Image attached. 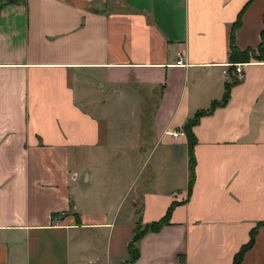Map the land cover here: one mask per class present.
I'll use <instances>...</instances> for the list:
<instances>
[{
    "label": "crops",
    "instance_id": "1",
    "mask_svg": "<svg viewBox=\"0 0 264 264\" xmlns=\"http://www.w3.org/2000/svg\"><path fill=\"white\" fill-rule=\"evenodd\" d=\"M263 33L264 0H0V264H124L174 204L133 264H234L254 230L264 264V61L230 62Z\"/></svg>",
    "mask_w": 264,
    "mask_h": 264
},
{
    "label": "trees",
    "instance_id": "2",
    "mask_svg": "<svg viewBox=\"0 0 264 264\" xmlns=\"http://www.w3.org/2000/svg\"><path fill=\"white\" fill-rule=\"evenodd\" d=\"M239 25L238 23L235 24V28ZM259 56H257L256 52L250 50L247 52H240L235 45H232V53L230 56V62L233 65L238 64L239 62L242 63H249L251 62V58H255L254 60L256 61H264V33L262 34V43L259 47ZM238 83L236 78H234V83ZM230 90H231V85H228L226 87V93L224 96V99L221 103L214 104L212 106V109L209 112H201L197 114L192 120L188 121V123L184 126V133L187 136L188 143H189V148H190V183H189V191H191L194 180H195V157H194V147L196 145V138L193 134V127L197 125L200 121V118L203 117L205 114L210 113L211 111L215 110L216 107L225 105L230 97ZM175 207V204L169 209L167 215L159 222L153 223L151 225H148L146 227H143L140 219L136 222L135 229L133 231V239L130 242L128 246V253H129V260L127 261L126 264H133L134 262L137 261L139 257V251L137 248V244L141 241V239L149 232H159L164 226H166L169 222V218L171 215V211ZM255 235H256V230L252 231L251 234V241L248 245L244 246L241 251L236 255L234 259V264H242L243 258L245 253L253 246L254 240H255Z\"/></svg>",
    "mask_w": 264,
    "mask_h": 264
},
{
    "label": "rangeland",
    "instance_id": "3",
    "mask_svg": "<svg viewBox=\"0 0 264 264\" xmlns=\"http://www.w3.org/2000/svg\"><path fill=\"white\" fill-rule=\"evenodd\" d=\"M128 127L130 128L131 125H129ZM139 161H138V165H137L136 157H133V155L127 157V155H125V152H124L123 155H120V156H115L114 153L113 154L111 153V155L109 156L108 163H110L109 166H112L113 168H112V171H110V173L113 174V173L117 172L119 174V171L117 170V167L118 166L120 167V165H122V164L126 166L129 163L130 172H132L131 178H134L133 175L135 174V171L138 172V169H140V167H139L140 162ZM153 161L154 160H152V162ZM149 168L150 169L152 168L151 164H150ZM126 217H127V215H119L118 223L120 222L121 219L124 220V218H126ZM139 218H140L139 215H136V222L139 220ZM132 239H133V237H132ZM126 263H124V264H126Z\"/></svg>",
    "mask_w": 264,
    "mask_h": 264
},
{
    "label": "built area",
    "instance_id": "4",
    "mask_svg": "<svg viewBox=\"0 0 264 264\" xmlns=\"http://www.w3.org/2000/svg\"><path fill=\"white\" fill-rule=\"evenodd\" d=\"M178 58L179 59L176 61V66H178V67H185L186 64H185V61H184L183 54L180 53L178 55ZM235 73H236L235 76H236V80L237 81H241V80L244 79V76L245 75H244V71H243V64H237V65H235ZM169 134L174 139H177L180 136V134L178 132H176V131L170 132Z\"/></svg>",
    "mask_w": 264,
    "mask_h": 264
}]
</instances>
